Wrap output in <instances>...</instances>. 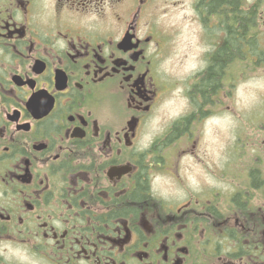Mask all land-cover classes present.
Returning <instances> with one entry per match:
<instances>
[{
	"label": "flooded vegetation",
	"instance_id": "flooded-vegetation-1",
	"mask_svg": "<svg viewBox=\"0 0 264 264\" xmlns=\"http://www.w3.org/2000/svg\"><path fill=\"white\" fill-rule=\"evenodd\" d=\"M155 1L186 9L207 49L178 90L186 108L143 144L180 81L163 68ZM212 1L0 0V264H264V147L231 174L220 162L215 186L152 188L178 156L152 148L193 153L189 127L215 104L197 86L241 11L264 34V0Z\"/></svg>",
	"mask_w": 264,
	"mask_h": 264
},
{
	"label": "rangeland",
	"instance_id": "rangeland-1",
	"mask_svg": "<svg viewBox=\"0 0 264 264\" xmlns=\"http://www.w3.org/2000/svg\"><path fill=\"white\" fill-rule=\"evenodd\" d=\"M162 4L152 2L151 13L158 12V24L165 33L168 30L170 33L168 37L170 44L163 68L169 78H178L180 81L177 83V90L160 104L157 111L144 124L143 144L161 136L164 126L186 108L178 90L183 83L190 84L191 77L202 66V62L195 60L202 57L207 49V45L204 44L207 41L202 40L193 30L196 26H191L183 18L187 14L186 9L181 10L175 6L164 11L161 8ZM245 5L249 6L248 1L243 0L244 8ZM172 6L168 4V7ZM259 23L261 24L260 20ZM210 39L212 42L217 41V38ZM254 40L259 49V59L254 60L251 55L236 56L228 64L222 91L219 97H216V103L206 109L211 112L201 121L190 125L192 138L196 139L197 143L194 148L188 146L187 151L193 153L190 156H183L181 154L183 151L180 153V150L185 145L180 143L165 151L157 145L156 149L152 148L157 156L178 155L177 167L172 174L154 173L152 188L177 190L179 179L193 188H197L199 183L215 186L210 172L212 170L218 172L217 166L220 162L226 160L227 163H231L229 167L232 170L228 173L231 174L236 160L243 154L251 152L256 144L264 147V128L260 126L264 124V34L259 31ZM198 161L202 164L199 165Z\"/></svg>",
	"mask_w": 264,
	"mask_h": 264
},
{
	"label": "trees",
	"instance_id": "trees-1",
	"mask_svg": "<svg viewBox=\"0 0 264 264\" xmlns=\"http://www.w3.org/2000/svg\"><path fill=\"white\" fill-rule=\"evenodd\" d=\"M223 1L228 5L234 3V0H213L211 2L212 7L218 2ZM251 21H253V17L250 11H241L240 19L236 20L238 26L235 28V32L232 28L227 32L223 44L218 49L217 53H215L212 64L207 69L206 75L200 79L197 86L203 101H211L212 96L217 94L220 87L219 81L224 62H226V70L228 68V63L232 60L234 55L244 56V52L252 54L256 49L254 40L255 35L252 36L247 32Z\"/></svg>",
	"mask_w": 264,
	"mask_h": 264
}]
</instances>
